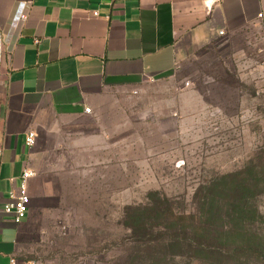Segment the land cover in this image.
Instances as JSON below:
<instances>
[{
	"label": "crops",
	"instance_id": "obj_1",
	"mask_svg": "<svg viewBox=\"0 0 264 264\" xmlns=\"http://www.w3.org/2000/svg\"><path fill=\"white\" fill-rule=\"evenodd\" d=\"M263 19L264 0H0V264L44 259L70 202L54 189L100 165L99 117L117 95ZM25 170L34 176L16 224L3 207Z\"/></svg>",
	"mask_w": 264,
	"mask_h": 264
},
{
	"label": "rangeland",
	"instance_id": "obj_2",
	"mask_svg": "<svg viewBox=\"0 0 264 264\" xmlns=\"http://www.w3.org/2000/svg\"><path fill=\"white\" fill-rule=\"evenodd\" d=\"M99 118L100 165L54 189L70 202L58 205L49 250L36 263L128 264L132 247L150 245L134 243L130 216L145 218L164 200L190 212L196 192L226 175L264 187V19L117 95ZM256 205L264 216V192Z\"/></svg>",
	"mask_w": 264,
	"mask_h": 264
},
{
	"label": "trees",
	"instance_id": "obj_3",
	"mask_svg": "<svg viewBox=\"0 0 264 264\" xmlns=\"http://www.w3.org/2000/svg\"><path fill=\"white\" fill-rule=\"evenodd\" d=\"M239 175L202 186L190 212L164 200L145 210V218L130 216L134 243L150 245L132 247L128 264H264V216L256 205L264 187L260 179L238 181Z\"/></svg>",
	"mask_w": 264,
	"mask_h": 264
},
{
	"label": "built area",
	"instance_id": "obj_4",
	"mask_svg": "<svg viewBox=\"0 0 264 264\" xmlns=\"http://www.w3.org/2000/svg\"><path fill=\"white\" fill-rule=\"evenodd\" d=\"M261 17V14L258 15ZM25 16L20 17V21H23ZM220 35L222 33H219ZM151 78L150 80H153ZM85 112L88 113L89 109H85ZM35 136L33 133H28L25 138V145L28 148H31L34 145ZM34 173L31 171H23L20 176V185L16 194H10L9 201L4 205L3 212L6 215H10L14 223L19 224L26 217L29 205V196L27 192V181L29 178L33 177ZM9 264H17L16 259L11 258ZM29 264H40V263H29Z\"/></svg>",
	"mask_w": 264,
	"mask_h": 264
}]
</instances>
